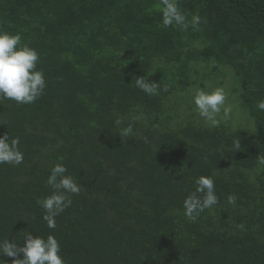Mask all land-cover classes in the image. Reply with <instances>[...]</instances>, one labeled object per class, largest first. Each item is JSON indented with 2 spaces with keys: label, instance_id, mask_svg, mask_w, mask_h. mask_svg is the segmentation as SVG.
I'll return each instance as SVG.
<instances>
[{
  "label": "trees",
  "instance_id": "1",
  "mask_svg": "<svg viewBox=\"0 0 264 264\" xmlns=\"http://www.w3.org/2000/svg\"><path fill=\"white\" fill-rule=\"evenodd\" d=\"M177 4L187 30L163 26L162 0H0V31L38 51L46 79L32 104L0 100V137L23 153L0 163V242L53 235L66 264H264V0ZM199 67L219 81L233 69L254 128H170ZM144 76L158 95L135 87ZM56 164L81 191L49 228L38 202ZM201 176L219 203L192 220L184 200Z\"/></svg>",
  "mask_w": 264,
  "mask_h": 264
},
{
  "label": "clouds",
  "instance_id": "2",
  "mask_svg": "<svg viewBox=\"0 0 264 264\" xmlns=\"http://www.w3.org/2000/svg\"><path fill=\"white\" fill-rule=\"evenodd\" d=\"M199 23V17H194L192 26ZM162 24L165 27L173 24L182 26L187 30L190 26L186 16L178 7L177 0H162ZM39 53L35 48L22 43L20 34H10L0 31V100H11L17 104H32L43 94L46 88V79L42 70H37ZM135 87L147 95L159 94L160 84L138 77L133 79ZM167 90L166 88L164 89ZM227 93L223 87H216L209 91L202 88H195L192 95V103L197 114L212 126L219 121L217 117L222 110L227 116L230 108H227ZM258 107L264 110V100L260 101ZM122 120L116 121L117 125ZM120 137L133 135V125L129 123L121 128ZM19 138L9 141L8 136L0 137V163L18 165L23 161V153L19 151ZM233 148L240 151V141L236 138ZM264 164V158H260ZM67 168L62 164H56L48 178L47 183L55 191L52 195L39 201L45 209L43 217L49 228H55V217L69 207L72 203L70 195H78L81 191L73 177L66 175ZM196 191L188 195L184 200L185 215L194 220L199 213L205 209L212 208L219 203L215 194L214 180L211 177L201 176L196 180ZM237 197L229 195L227 202L235 205ZM195 214V215H194ZM242 227V226H241ZM61 246L53 235L47 238L34 236L31 232H24L23 244L13 240L0 242V257L11 258V264H66L61 256ZM22 258H19L21 257ZM0 264H6L0 259Z\"/></svg>",
  "mask_w": 264,
  "mask_h": 264
},
{
  "label": "rangeland",
  "instance_id": "3",
  "mask_svg": "<svg viewBox=\"0 0 264 264\" xmlns=\"http://www.w3.org/2000/svg\"><path fill=\"white\" fill-rule=\"evenodd\" d=\"M222 72L224 73L223 78L219 80H215L213 78H209V70H206L204 67H199V73L194 76L193 80L197 84V86H193L186 93L179 94V98L176 102L170 104L168 106V110L165 113L164 120L172 118L169 122L171 129H177V127H184L188 124H194L197 126L207 127V128H216L220 125H225L231 127V130L239 129L240 124H247L248 120L252 122L248 113H246L239 99L238 94L235 92L237 88V79L235 76V72L230 67H221ZM203 86V87H200ZM202 88L205 91H209L216 87H223L225 92L227 93V101L226 107L230 108V112L227 116L224 115L222 110L221 114L217 117L219 123L216 126H212L210 123L206 122L203 118H201L196 110L194 109L192 103V95L195 88ZM177 125V126H176ZM254 128V126H253Z\"/></svg>",
  "mask_w": 264,
  "mask_h": 264
}]
</instances>
